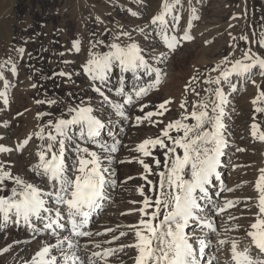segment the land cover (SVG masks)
<instances>
[{
  "label": "rangeland",
  "instance_id": "1",
  "mask_svg": "<svg viewBox=\"0 0 264 264\" xmlns=\"http://www.w3.org/2000/svg\"><path fill=\"white\" fill-rule=\"evenodd\" d=\"M160 3L161 0H0V91L3 90L8 98L7 105L3 103V98H0V116L3 118L0 119V128L7 125L8 129L20 132L31 126L36 131L42 128L44 132L48 129L52 131L48 121L69 118L68 109L77 105L92 107L93 115L101 118V106L93 99L99 93L93 85L101 87L100 83L103 82L89 80L82 66L89 58L90 52H108L113 43L126 46L135 42L142 49L152 42L153 38L154 44L150 46L152 50L147 57L153 53L168 51L166 63L171 66V95L166 98L167 90L159 89L150 100L141 104L147 107L142 111L140 105L135 115L143 116L144 112L156 111L158 104L171 100L163 116L152 118L157 123H151V126L159 132L158 134L166 124L180 119L182 113L192 111L193 102L211 100L213 94L206 90L214 89L216 85L205 81L214 79L220 70L230 66L236 59H242L245 50L264 56V48L259 47V40L264 36V0H180L173 13L179 14L180 21L169 34L176 35L179 39L186 29L192 39L181 40L178 46L171 50L161 41L158 27L150 23L151 17L159 11ZM125 32L128 33L127 36L122 35ZM241 36L248 39L241 40ZM74 41L79 42L80 51L73 48ZM20 49H23V52ZM224 57H227L228 61L221 64ZM148 61H151L152 68L162 66L159 61ZM13 65L15 73L12 71ZM217 65L220 67L217 68ZM214 68L217 70L212 71ZM61 72L65 75L61 76ZM117 77L118 67H113L108 79L115 80ZM151 79L154 80L153 74L149 76V80ZM242 79L240 93L231 91L227 84L221 85L226 96L231 98L227 104H230L233 114L223 133L226 143L231 141L233 148L227 157V150L224 154L222 150L217 166L218 170L221 169L220 175L218 180L215 178L214 184L219 185L216 189V207H222L226 200H240L239 204L225 209L222 213L217 211L220 216L217 230L220 233H231V239L239 240L241 245H244L249 242L245 235L248 225L253 222L254 213L257 212L254 206L257 195L254 182L259 175L258 170L264 168V142L256 141L249 134L254 115L251 101L257 94L256 85L264 90V77L260 76L259 69L255 68L250 77L244 78V82ZM252 81H255V84ZM231 82L238 84L236 76L231 78ZM6 84L11 87L9 93L5 91ZM15 84L16 87L19 86V91L11 93ZM181 102L185 103L184 109L180 107ZM259 106L264 107V104ZM255 115L256 121L264 130V113ZM186 123L194 121L189 119ZM228 129L231 133L226 132ZM76 131L77 129L73 130L74 133ZM101 133L103 134V131ZM124 134L127 138L131 132L125 130ZM180 134L170 132L172 136ZM37 142L42 144L43 150L47 140L38 139ZM78 142L93 148V144H88L86 140ZM125 151L129 152L122 147L116 160L121 161L124 159L121 156L131 154H126ZM27 153L29 154H25ZM133 154L135 153L132 152L133 160L129 157L126 166L124 163L117 164L116 185H122L121 181L126 172L132 173L140 169L138 163V169L135 167L134 158L138 156ZM72 155L74 157L73 151ZM5 156V159L0 157V164H3L11 175L22 178L19 164L12 167V159L8 155ZM30 156L22 155L20 165L24 169L27 168L26 158ZM7 183L14 184L10 179L5 181L4 185ZM228 188L233 191H227ZM121 189L120 186L119 197L124 198L127 194ZM245 197L252 199L245 200ZM105 209L100 213L104 214ZM208 213L207 211L203 216L207 220ZM102 218V214L96 215L95 222ZM89 220L91 221V218ZM95 222H89L84 229L90 231L92 228L101 227L106 230L105 223ZM196 226L195 223L190 224L185 229L187 234L190 228ZM45 234L50 236L42 241L20 239L11 229V223L7 224L5 228L0 229V264H27L43 244H54L56 237L49 232ZM110 234L111 232L105 231L100 235L105 237L102 242H92L94 234L90 237H78L80 248L77 254L86 260L92 251H102L108 247L117 248L120 240H110ZM211 234L212 232H206L204 237L211 238ZM128 235L120 237L121 241H126ZM106 241L108 243H105ZM96 244H99L100 248H96ZM225 245V256L230 257L229 245ZM64 248L67 250V245H64ZM53 254L59 259L58 249H54ZM135 255V249L126 248L123 252L109 257L108 264H114L115 260L121 264H130ZM221 257L222 255L214 264H222Z\"/></svg>",
  "mask_w": 264,
  "mask_h": 264
},
{
  "label": "snow or ice",
  "instance_id": "2",
  "mask_svg": "<svg viewBox=\"0 0 264 264\" xmlns=\"http://www.w3.org/2000/svg\"><path fill=\"white\" fill-rule=\"evenodd\" d=\"M178 4L180 0H161L159 11L150 20L152 25L158 27L161 41L170 50L175 49L181 40L192 39L186 29L179 39L176 35L169 34L180 21L178 13L173 15ZM122 35L127 36L128 33L125 32ZM240 39L247 40L248 37L241 36ZM259 47L264 48V36H261L259 40ZM73 48L80 51L78 41L73 42ZM110 49L103 53H89V58L82 66L89 80L106 81L113 67H118L121 72L155 73V80L152 83L147 87H139L135 91L137 98L146 95L150 89L160 83L159 70L149 66L135 42L126 46L113 43ZM20 51L23 52V49ZM227 61L228 58L224 57L221 64ZM219 67L220 65H217V68ZM255 68H258L259 75L264 77V56L245 50L242 59H236L230 66L220 70L214 79L205 81L216 85L214 89L206 90L213 94L211 100L202 99L193 102L192 111L182 113L180 119L166 124L156 138H145L136 145L135 151L143 157L152 156L151 149L157 147L164 149L163 168L165 170L154 173L148 163L137 158V162L142 165L145 173L156 175L159 179L154 199L145 195V189L142 186L137 188L143 197L140 202L142 206L132 211L138 212L140 219L135 224L127 226L134 235L133 243L121 244L117 248H104L102 251H92L86 260L77 254L80 244L74 238L93 235L83 229L88 225L90 215L101 207L100 202L106 198L105 189L109 180L105 174L110 170L103 166L102 161L112 159L110 154L117 151L116 143H118L117 141L110 147L100 144L98 137L106 126L101 119L93 115L92 107L82 105L69 108V118H58L54 122L49 120L48 125L52 131L46 136L43 128L34 133L39 139L47 140L44 149L36 153L38 162L32 166V170L40 178V185L27 182L18 175H11L4 165L0 164V190L3 189L4 182L9 179L15 185L10 195H0V228L9 223H22L33 232H38L40 229L36 227L34 221L39 220L43 224L44 231L57 237L55 244H43L39 247L27 264H101V262L108 264L109 257L123 252L126 248L136 250L134 264H200L199 256L208 247V242L202 236H194L192 239L199 246L198 249L195 248L194 242H190L185 229L190 223H195L202 230L216 231L213 224L200 215L203 208L199 201L209 200L206 186L211 183L212 177L219 179L217 166L226 143L222 118L225 116L224 105L228 103V98L221 85L227 84L231 91L235 92L237 85L231 82V78L233 76L250 77ZM15 70L13 65V73ZM216 70L212 69V71ZM60 75L63 76L65 73L61 72ZM121 83H123V77H121ZM252 83L255 84V81ZM5 86L7 87V84ZM93 87L100 97L110 104L118 117L127 119L124 105L132 103L131 95L126 94L122 87H117L116 93L123 97V103H117L111 101L101 87L96 85ZM256 88L257 94L251 101L254 115L250 125V135L253 139L264 142V130L256 121L255 115L264 113V107L259 106L264 104V90H261L259 85H256ZM0 98H3L5 105L8 104V98L3 91H0ZM37 103H43V101H37ZM49 103H55V101H49ZM170 103L171 100L163 101L156 106V111H148L144 112L143 116H136L135 122L138 125L143 121L157 123L152 118L163 116L167 111L166 106ZM146 107L141 105V110L143 111ZM180 107L184 109L185 103L181 102ZM189 119L194 123H186ZM73 127H78V132L74 133ZM173 131L181 134L172 136L170 132ZM30 138L23 140L17 148L27 145ZM85 140L89 144L99 145L101 151L109 155L102 157L97 151L78 142ZM69 147L74 152V158L70 166H66V152ZM237 150L243 151V149ZM9 151L11 149L0 145V153ZM154 163L157 166L161 165L160 160H154ZM258 171L259 175L254 182V190L257 193L254 206L257 212L254 213L255 218L248 225L245 233L249 243L241 245L236 239L217 241L220 247L229 245L230 264H264V258H262L264 257V168ZM142 178L147 180L149 185L152 184L147 176L142 175ZM45 187L50 190L45 191ZM226 190L233 191L231 188ZM46 198L54 201L53 208L46 206ZM239 203L240 200H226L222 207L217 205V210L222 213L225 209ZM65 213L70 225L69 236H62L58 232L59 229L65 228V224L61 223L65 219ZM106 231L112 232L113 229L109 228ZM128 234L121 231L118 236H113V240H119L120 237ZM65 243H67V250L64 248ZM95 247L100 248V245L96 244ZM54 249L59 250V259L53 254Z\"/></svg>",
  "mask_w": 264,
  "mask_h": 264
},
{
  "label": "bare ground",
  "instance_id": "3",
  "mask_svg": "<svg viewBox=\"0 0 264 264\" xmlns=\"http://www.w3.org/2000/svg\"><path fill=\"white\" fill-rule=\"evenodd\" d=\"M210 26H211V24H210ZM153 44H154V39L152 38V42H149L148 45H145L142 47L141 53H142V55H144L149 66L151 63V61H148L149 59H152L156 62H158V61L161 62L162 66L157 68L160 72V83L155 88L150 89L146 95L137 98V97H135L134 93L139 87H147L150 83H152L155 80V73L149 74V73H146L144 71H138L137 73L121 72L120 69L118 68V77L115 80H114V78H109L105 82L100 83L101 89L105 92V95H107L109 97V99L113 102L123 103V97L121 95H118L115 91V89L117 87H122L126 94L132 96V98H133L132 103L128 104V105H124V112H125V116L127 117V119L118 117L115 114L114 110L111 108L110 104L106 103L100 97V95L97 94V97H93V99L96 100L97 103L101 106L102 114H100L101 118H99V119H101V121L106 126L104 129L101 130V131H103V134L101 133L100 137H98L100 144H105V145H108L110 147L114 143H116L117 141H118V143H116L117 151L115 153L110 154L112 159L110 161L107 159H104L102 161L103 166L109 168V170H110L109 173L105 174L106 178L109 180V184L106 186V189H105L106 198L100 202L101 207L96 209L90 215L91 221L89 220V222L94 223L96 220V215L102 214V216H104V218L99 219L98 221L95 222V224L98 223L99 221L100 222L102 221L103 223L106 224V226H107L106 229H109V228L113 229V231L111 232V234L109 236V237H111L110 240H113L114 235L118 236L119 232H121V231L129 232V235H128L129 238L125 239L126 241H124V242L121 241V239H119L120 243L118 244L117 247H119L121 244L127 245V244H131L134 242V235L132 234V232L129 230V228L127 226L130 224H135L140 219L138 212L132 211L133 209H137L140 206H142L140 202L143 199V197H141L140 193L137 191V188L142 186L145 189V195L154 199L155 194H156V190H157V186H158L157 182H158L159 177L156 175H153V174L145 173L142 165L137 162V158L143 159L145 161V163H148L150 168L153 170L154 173H158L160 171L165 170L163 168V160H164L163 153L165 151L164 149H159L158 147L151 149L152 156H149V157H143V156H141V154H139L135 151L136 145L138 143L142 142L143 139H145V138H156L159 135L158 134L159 132L154 127H152L151 123L148 121H143L139 125L137 123L134 124L133 121H134L135 115L137 114V109L139 108V106L144 101L150 100L151 96L152 95L154 96L156 91H158L159 89L163 88V89L167 90L165 92L166 98L168 97V95H171L170 92H172V90L170 89L171 74L169 73L171 66H167L168 63H166L168 51L164 50L160 53H153L152 56L147 57V55L152 50L150 48V46H152ZM152 74L154 76V80H152V79L149 80V76ZM121 77H123V83H121ZM236 79H237L238 84H236L237 90L235 92L240 93L242 90V85H241V80H240L241 77H236ZM242 80L244 82V78ZM16 85L17 84H15V88H14V90H12L11 93H15V92L19 91L17 89V87H19V86L16 87ZM10 88L11 87L7 86L5 91L7 93H9V91L11 90ZM227 98H228V102H230L231 98L229 96H227ZM224 110H225V116L222 118V122H223L224 128H225L226 123H230L229 119L231 118V115L233 114V112L230 109V104H225ZM0 119H3V118H1V116H0ZM33 120L34 119L32 118V121ZM133 128H136V129H133ZM76 129H77L76 132H78V127H73L74 131ZM125 130H128L131 132V134L126 136L127 138L124 137L125 136V134H124ZM50 131L51 130L48 129L47 132H44L45 136ZM35 132H37V131L32 129L31 126L25 128V130H22L20 132H17V131L12 130V129L11 130L8 129L7 125H5L4 127L2 126L0 128V145L11 149V151L0 153V157L3 158L5 155L6 156L8 155L13 160V161L11 160V162H12L11 166L12 167L17 166V163L19 164L20 171H22V173H21L22 179L26 180L27 182H32V183H35L37 185H40V178L32 170V166L38 162V157H37L36 153L38 151L42 150V144L37 142V140L39 138L34 135ZM226 132L231 133L229 129ZM29 137H31V138L29 139L28 144L24 145L23 148L18 149L17 148L18 144H20L23 140L28 139ZM108 137H109V139H108ZM127 140H130V141H127ZM256 141H258V140H256ZM86 142H88V141H86ZM231 144H232L231 141H227V143L225 144V147L222 149V150H224L223 154L225 153V150H227L226 157L229 154L230 149L233 148V146ZM120 145H121V147H120ZM122 147H124L126 150H129V152L125 151V152H127L126 154H128V153H131V154L121 156V158H124V159L119 161V159L116 160L117 153H119L122 150ZM92 150L97 151L102 157L109 155V153H107V152H102L99 145H97V144H93ZM26 152H29V154L31 156L26 158L27 168L24 169L23 166L20 165V160L22 158V155H24V156L29 155L28 153L25 154ZM132 152L135 153L133 155L138 156V157L134 158L136 160L135 161V167L138 169V165H136V163H138L140 166V169L136 170L132 173L126 172V174L123 176V179L121 181L122 185H116L115 183H111L112 181L116 182V178H118V174L116 172V169L118 167L117 164L118 163H124V164L126 163L127 164L129 157L131 160H133L131 158ZM9 157H7V158H9ZM66 157H67L66 166H70V162L74 158L72 155L71 149H68V151L66 152ZM3 159H5V158H3ZM154 160H160L161 165L157 166L154 163ZM130 163H131V161H130ZM126 164H125V166H126ZM220 170L221 169H219V170L217 169L218 174L220 173ZM142 175L147 176L148 180L152 181V184L149 185L147 180L142 178ZM129 178H131V179H129ZM215 181H216L215 177H212L211 183L206 186L209 200L208 201H199V203L203 206V208H205V210L202 211L200 213V215L203 217L204 213H206L207 211L209 212L207 215V217L209 218L208 221L213 224L214 228L216 229V233L212 232L211 238H205L204 234L206 232H211V231H209L208 229L202 230L198 226L190 228L189 229L190 232L188 233L189 237L191 236L190 242H194L192 239L194 236H202L203 238H205L206 242H208V247H206L204 253L199 256L200 264H214L215 262H218L219 256H221V255H222V257H221L222 264H230V257L225 256V250H224L227 247V245L220 247L217 244V241L220 239H227L230 241L231 240L230 237L232 234L229 232H223V233L221 232L220 233L217 230V228L219 227L218 225H220V224H218L220 222V216H218V213H217L218 210H217V207L215 205V200H217V198H216V196H217L216 191L217 190L216 189L219 188V185L216 186L214 184ZM6 186L3 185L2 190L4 192L0 193V195H10L11 189L13 187H15L14 184L9 185L8 183L6 184ZM120 186L122 188L121 189L122 192H125L127 194L124 198L119 197ZM149 188H151L152 190L149 191L148 190ZM44 190L48 191V190H50V188L45 187ZM46 201H47V203H46L47 207H49V208L54 207V201L51 198H46ZM133 201H135V203H132ZM103 208H106L104 211V214L100 213L103 211ZM149 211H151V209H149ZM53 216H54V212H53ZM34 223H35L36 227L38 229H40V231L33 232L31 229L27 228L22 223L21 224L11 223V229L13 230V232L15 234L18 235V237L20 239H33L34 241H38V240L42 241L43 239L48 238V236H50V235L45 236L46 235L45 233H48V232L43 230V224L41 221L35 220ZM61 223L65 224V228L59 229L58 232L62 236H69L70 235V225L67 222L66 213H65V219L63 221H61ZM190 224H194V223H190ZM3 228H5V227H3ZM3 228H0V229H3ZM83 230H85V229H83ZM105 231L106 230H103V228H101V227L95 228V229H93V228L90 229L89 232H92L94 234L93 237L95 236V238L91 241L92 242L105 241V237L100 236V235H103V233ZM96 233H100V235H96ZM56 238L54 239L55 242H56ZM74 239L78 240V238H74ZM55 242H54V244H55ZM65 245H67V243H65ZM194 247L198 249V247H199L198 243L194 242ZM262 258H264V257H262ZM114 264H121V262H119L118 260H115ZM130 264H134V261H132Z\"/></svg>",
  "mask_w": 264,
  "mask_h": 264
}]
</instances>
